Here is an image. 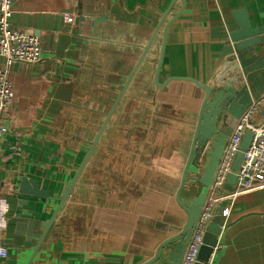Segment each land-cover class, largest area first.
Returning a JSON list of instances; mask_svg holds the SVG:
<instances>
[{
    "label": "crops",
    "instance_id": "1",
    "mask_svg": "<svg viewBox=\"0 0 264 264\" xmlns=\"http://www.w3.org/2000/svg\"><path fill=\"white\" fill-rule=\"evenodd\" d=\"M11 1L10 26L36 36L42 51L38 62L9 67L13 94L0 142L8 250L0 264H26L35 242L15 233V223L31 218L41 233L171 0ZM242 8L253 27L264 25V0H174L30 264H143L184 225L175 193L203 97L189 79L212 81L238 28L232 12ZM177 13L155 83L163 29ZM253 52L264 55V45ZM22 176L50 198L18 194ZM198 188L188 184L181 198L190 201ZM226 203L208 264H264V186Z\"/></svg>",
    "mask_w": 264,
    "mask_h": 264
},
{
    "label": "water",
    "instance_id": "2",
    "mask_svg": "<svg viewBox=\"0 0 264 264\" xmlns=\"http://www.w3.org/2000/svg\"><path fill=\"white\" fill-rule=\"evenodd\" d=\"M174 0H171L168 8L161 17L159 23L151 34L148 43L143 47L142 53L129 73L125 83L121 87L113 104L107 112L105 119L98 129L89 149L84 154L80 163L75 167V171L66 185L59 191L56 197L58 203L47 221H42L40 234L34 232L35 221L28 219L26 221H17L14 231L17 234L25 236L27 242H35L32 253L26 264H30L42 243L46 233L53 222L55 216L68 197L71 189L76 183L78 175L86 163L91 152L95 148L100 136L105 129L108 119L112 115L115 107L124 94L130 83L135 71L141 64L146 53L152 46V42L166 18L169 8ZM179 13L167 21L163 29V39L160 47L159 57L156 65L154 80L157 82L158 74L162 64L164 53L166 30L169 24L178 16ZM238 28L232 30L227 35V42L222 50L223 59L217 67L212 81L209 84L194 82L203 92V97L198 112L197 123L191 141L190 151L183 167L179 186L175 193V198L179 206L186 213V220L181 228L170 234L159 246L156 254L143 264H180L185 252L188 241L193 232L195 222L198 219L201 208L206 199L209 187L215 175L219 160L225 149L228 137L236 124L237 120L248 107L252 99L257 98L264 92V55L255 54L256 48H262L264 45V25L253 27L249 21L245 9H238L232 12ZM175 79V78H172ZM171 78L169 80H172ZM185 79V78H184ZM264 115V110L261 111ZM252 133L246 130L240 142V150L236 154L231 166V173L226 179L224 189L230 191L235 182V171L242 161V150L248 148L251 141ZM202 164V172H198V166ZM193 167L197 171H192ZM188 184H198L199 188L190 201L181 198L182 190ZM17 193L35 198H50L49 191L41 188L38 181L27 176H22ZM23 202H25L23 200ZM223 206L218 205L213 213L211 221L208 223L203 235V243L197 254V261L194 264H208L210 255L217 245V237L221 231V213ZM31 214V212H30ZM16 217H21L17 213Z\"/></svg>",
    "mask_w": 264,
    "mask_h": 264
},
{
    "label": "built area",
    "instance_id": "3",
    "mask_svg": "<svg viewBox=\"0 0 264 264\" xmlns=\"http://www.w3.org/2000/svg\"><path fill=\"white\" fill-rule=\"evenodd\" d=\"M11 4V0H0V59H2L0 64V142L8 131L7 125L3 122V114L12 101L13 94L8 78L9 67L14 62L35 63L42 58L39 39L10 26ZM64 19L72 22L73 17L66 13ZM262 110H264V92L251 100L228 137L180 264H194L197 261L203 235L218 205L223 206L221 213V219H223L229 212V203H226L228 205L221 204L224 200L226 202L233 200L237 193L264 186V115L261 113ZM256 117H261V120L254 121ZM246 130L252 133L251 141L248 148L242 150V161L234 172L235 182L231 190L225 191L226 179L231 173V166L240 150V142ZM7 256L8 250L2 244L0 236V259H5Z\"/></svg>",
    "mask_w": 264,
    "mask_h": 264
},
{
    "label": "rangeland",
    "instance_id": "4",
    "mask_svg": "<svg viewBox=\"0 0 264 264\" xmlns=\"http://www.w3.org/2000/svg\"><path fill=\"white\" fill-rule=\"evenodd\" d=\"M258 120H261V117H258Z\"/></svg>",
    "mask_w": 264,
    "mask_h": 264
}]
</instances>
